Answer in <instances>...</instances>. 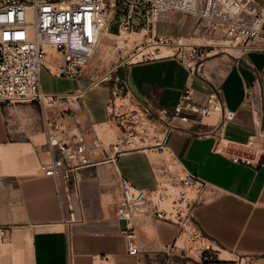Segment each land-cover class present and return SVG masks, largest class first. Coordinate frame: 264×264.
<instances>
[{
	"label": "crops",
	"instance_id": "obj_1",
	"mask_svg": "<svg viewBox=\"0 0 264 264\" xmlns=\"http://www.w3.org/2000/svg\"><path fill=\"white\" fill-rule=\"evenodd\" d=\"M171 16L190 20V24L173 36L158 33L161 21L157 34L172 41L190 38L193 19L178 13ZM205 74L207 80H194L195 100L202 101L212 86L220 88L224 112L230 118L218 129L221 114L206 117L201 124L194 121L195 129L207 133L193 136L169 130L158 119L161 137L153 148L117 151L119 143L102 147L100 152L95 148L97 158L103 161L77 175L74 191H66L61 181L56 184L37 170L47 151L39 107L0 103V226L9 227L0 237V264H69L70 257L71 264H142L155 256L163 262L178 256L183 235L178 237V226L155 220L136 227L139 253L128 254L120 232L122 223L114 215L116 173L139 188L150 189L158 165L168 156L177 170L207 183L199 195L195 221L207 237L213 258L195 262L264 264V52H249L231 60L210 58ZM186 76V69L174 57H152L122 62L110 79L92 87L86 76L56 77L46 69L41 71V83L43 91L50 94L85 89L77 107L60 104L53 113L68 108L63 117L66 133L87 136L94 125L110 129L107 103L113 87H128L141 107L151 105L159 111L176 104ZM173 124L189 128L192 122L175 120ZM53 154L59 153L54 149ZM235 157L250 163L234 161ZM147 225L152 238L143 230Z\"/></svg>",
	"mask_w": 264,
	"mask_h": 264
},
{
	"label": "built area",
	"instance_id": "obj_2",
	"mask_svg": "<svg viewBox=\"0 0 264 264\" xmlns=\"http://www.w3.org/2000/svg\"><path fill=\"white\" fill-rule=\"evenodd\" d=\"M173 13L193 19L190 38L198 42L182 41L186 39L182 37L172 41L157 34V24ZM115 19L116 33L110 35L122 38L138 33L141 37L139 45H135L137 51L153 47L152 52L142 53V58H152L161 46H169L174 49L173 53L158 57H174L186 69V84L174 106L159 111L151 105L141 107L145 117L154 122L159 119L169 130L183 135L207 133L204 129H195L194 121L201 124L202 119L221 114L218 129L230 118L224 112L219 87L212 86L202 101L195 100L193 83L196 78L207 80V60L219 51L233 58L249 52H264V6L260 0H0V103L39 107L47 151L37 170L43 176L52 177L56 184L61 181L66 191L77 188V175L82 170L103 160L97 158L96 146L84 133H66L63 117L68 108L53 113L60 104H78L85 89L65 94L46 93L42 89L41 71L46 69L56 77L82 78L95 47L110 33ZM228 48L235 49V54L228 52ZM109 75L90 77V87L110 79ZM121 94L123 99L127 98L128 87L112 88L107 103L109 113L112 109L115 111L116 98ZM175 120L192 122V125L179 127L173 124ZM158 147L164 151L162 145ZM54 149L58 156H54ZM233 159L250 163L241 157ZM116 175L118 193L114 215L122 223L120 232L126 239L128 254L139 253L134 240L136 227L155 220L178 226V237L189 232L192 241L206 244L199 252L200 260H212L207 237L195 221L199 195L207 188L204 180L177 170L169 156L158 165L153 188H139L120 173ZM8 231L9 227L0 226V237Z\"/></svg>",
	"mask_w": 264,
	"mask_h": 264
},
{
	"label": "rangeland",
	"instance_id": "obj_3",
	"mask_svg": "<svg viewBox=\"0 0 264 264\" xmlns=\"http://www.w3.org/2000/svg\"><path fill=\"white\" fill-rule=\"evenodd\" d=\"M260 4L264 5V1L260 0ZM116 24L117 19L113 22L110 30H115ZM189 24L190 20L182 21L179 16H171L159 23L158 33L174 36L184 32ZM110 34L111 32L105 34L101 38L94 49L91 59L86 65V74L84 76L87 77L90 75L88 76L89 82L91 81L89 79L90 77H101L107 73H112L122 62L140 60L142 59V53L152 52L150 49V51L140 49V51L137 52V46L135 45H139L140 37L136 33H131L127 36L124 35L122 38H116ZM123 38H125V40H123ZM182 41L198 42V39L186 38L182 39ZM228 52L235 54L236 51L228 50ZM50 53H52V51H50ZM135 54L136 56L138 54L140 55L134 57ZM155 54L156 53H154V55ZM51 57L52 56H50L49 59H51ZM154 57L158 56L155 55ZM213 57H223L225 60L233 59V57L229 56L226 52L220 51L211 58ZM122 96L124 95L121 94V97L116 98V109L115 111L112 109L110 113V118L112 119L109 121L110 129L109 127L101 129L99 126L94 125V132H89L86 136L88 140L96 146L98 152H100L102 147L107 148L110 144H113L114 147V145L118 143L117 151L133 150L136 148L150 149L154 147L156 139L161 137V129L158 123L154 122L150 117H145L144 114L141 113L142 110L138 99L131 93L125 99H123ZM74 106L77 107V103H75ZM151 156L155 159L159 157L154 154ZM143 230L146 232L148 238L154 236L153 232L150 230V226H144ZM191 238L189 232L181 236L178 245L182 247V250L178 251V256L165 259V262H163L159 256H155L151 259H145L142 264H176L177 262H179L178 264H197L195 260L200 259L199 252L204 249L206 244L200 241H192ZM176 258L178 259L176 260Z\"/></svg>",
	"mask_w": 264,
	"mask_h": 264
},
{
	"label": "bare ground",
	"instance_id": "obj_4",
	"mask_svg": "<svg viewBox=\"0 0 264 264\" xmlns=\"http://www.w3.org/2000/svg\"><path fill=\"white\" fill-rule=\"evenodd\" d=\"M137 35H139V37H141V34H138V33H136ZM139 39V38H138ZM191 39H194V38H191ZM135 40V39H134ZM120 41V40H119ZM121 41H123V40H121ZM192 41V40H191ZM199 41V40H198ZM137 42V41H136ZM130 43V42H129ZM152 48L153 47H147V48H145V50L147 51V50H152ZM144 50V51H145ZM149 50V51H150ZM228 50H232V51H236L235 49H231V48H228ZM140 51V50H139ZM173 51H174V49L173 48H171V47H169V46H161L160 47V52L159 53H156L155 55L156 56H162V55H168V54H171V53H173ZM94 52V51H93ZM138 52V51H137ZM141 54V53H140ZM140 54H138L137 56H136V54H135V56L134 57H138ZM154 54H153V56H155ZM132 57V56H131ZM134 60V59H133ZM154 158V157H153ZM155 160V159H154ZM197 247V246H196ZM223 257H224V255H222ZM226 256H227V254H226Z\"/></svg>",
	"mask_w": 264,
	"mask_h": 264
},
{
	"label": "water",
	"instance_id": "obj_5",
	"mask_svg": "<svg viewBox=\"0 0 264 264\" xmlns=\"http://www.w3.org/2000/svg\"><path fill=\"white\" fill-rule=\"evenodd\" d=\"M130 87H131V89L136 93V94H138L137 93V91H136V89L134 88V86L130 83ZM139 95V94H138Z\"/></svg>",
	"mask_w": 264,
	"mask_h": 264
},
{
	"label": "trees",
	"instance_id": "obj_6",
	"mask_svg": "<svg viewBox=\"0 0 264 264\" xmlns=\"http://www.w3.org/2000/svg\"><path fill=\"white\" fill-rule=\"evenodd\" d=\"M110 32L115 34L116 33V29L115 30H110Z\"/></svg>",
	"mask_w": 264,
	"mask_h": 264
}]
</instances>
